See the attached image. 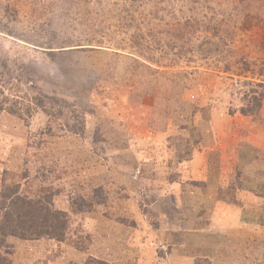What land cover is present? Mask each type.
I'll list each match as a JSON object with an SVG mask.
<instances>
[{"label": "rangeland", "instance_id": "1", "mask_svg": "<svg viewBox=\"0 0 264 264\" xmlns=\"http://www.w3.org/2000/svg\"><path fill=\"white\" fill-rule=\"evenodd\" d=\"M239 156L264 180V0H0V207L69 225L8 236L14 264L113 262L173 181L253 187Z\"/></svg>", "mask_w": 264, "mask_h": 264}, {"label": "crops", "instance_id": "2", "mask_svg": "<svg viewBox=\"0 0 264 264\" xmlns=\"http://www.w3.org/2000/svg\"><path fill=\"white\" fill-rule=\"evenodd\" d=\"M240 156L235 158L233 167L254 173L250 180L253 187L245 185L247 188L244 189L241 185L228 191L211 187L209 190L206 183L213 174L197 180L193 178L192 189L186 191L180 180L177 184L169 182L170 190L160 192L167 196L163 207L153 208L146 215L138 211L132 216L137 222L130 231L119 226V230L123 227L125 233H130L125 234L130 240L119 239L121 253H115L118 257L110 263L264 264L261 166L255 160L241 159ZM221 177L220 174L216 178L219 185L232 179L229 177L225 181ZM240 182L246 184L242 179ZM172 188L177 190L174 192ZM230 198H234L235 204L228 201ZM134 230L142 231L143 235Z\"/></svg>", "mask_w": 264, "mask_h": 264}, {"label": "trees", "instance_id": "3", "mask_svg": "<svg viewBox=\"0 0 264 264\" xmlns=\"http://www.w3.org/2000/svg\"><path fill=\"white\" fill-rule=\"evenodd\" d=\"M241 173L238 172L230 183L232 188L243 185L240 182ZM8 188H6L7 190ZM16 195H4L5 204L0 207L2 216L0 218V264H14L13 260L2 253L5 239L8 236H16L25 240L40 239L49 237L57 241H64L68 229V216L65 211L53 209V203L50 201L45 206L41 200L37 202L19 195L18 192H12ZM30 202V203H29ZM31 206L28 213L19 212V207ZM38 209H37V208ZM45 211V212H44ZM60 264H110L107 260L90 257L83 263L77 261H67Z\"/></svg>", "mask_w": 264, "mask_h": 264}]
</instances>
